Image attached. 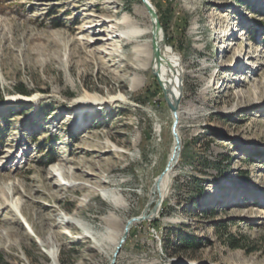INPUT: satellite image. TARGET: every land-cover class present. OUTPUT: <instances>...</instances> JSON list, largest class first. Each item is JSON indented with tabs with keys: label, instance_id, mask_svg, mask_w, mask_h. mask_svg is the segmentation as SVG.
<instances>
[{
	"label": "rangeland",
	"instance_id": "374dc122",
	"mask_svg": "<svg viewBox=\"0 0 264 264\" xmlns=\"http://www.w3.org/2000/svg\"><path fill=\"white\" fill-rule=\"evenodd\" d=\"M149 1L182 63V149L159 217L132 227L115 264H264V0ZM134 5L143 6L0 0V264H53L48 238L58 264L110 263L111 250L57 222L77 213L95 226L110 208L74 183L99 176L123 190L122 224L147 205L173 119L155 75L135 69L131 44L112 50L104 21ZM247 92L255 101L239 102ZM118 94L128 102L73 103ZM189 241L197 248L185 249Z\"/></svg>",
	"mask_w": 264,
	"mask_h": 264
},
{
	"label": "bare ground",
	"instance_id": "6f19581e",
	"mask_svg": "<svg viewBox=\"0 0 264 264\" xmlns=\"http://www.w3.org/2000/svg\"><path fill=\"white\" fill-rule=\"evenodd\" d=\"M153 8L156 11L154 6ZM105 22L111 25V32L108 37H110L109 41L113 42L112 50L115 49V52L118 53L119 50L121 49L120 42H124V44H131L130 53L132 60L134 61V67L136 70H142V71L150 70L152 74L157 73L159 76V81L163 85V88H166V90H168L169 92L171 90V87H173L174 89L176 88V84H177L175 79L176 72H179V75H181L183 79V75H182L183 69L181 67L182 63L180 56L175 54V51L172 49L171 46L164 45L162 43L164 36V35L162 36V32H160L158 35L154 34L152 20L150 16L147 14L144 6L134 5L130 8V10L122 11L119 15L109 18L108 20H105L104 23ZM223 33H225L224 34L225 41L230 43L229 45H231V40L225 38V36L229 37L230 34L228 32H223ZM154 37L156 38V41L160 42L161 44L159 48L160 58L158 61L153 59L152 41L154 40ZM175 65H177L178 68H181L182 73L180 71H177L176 69L177 66ZM237 69H239L240 71L242 70L241 66H238ZM234 74L235 73H233V75ZM242 77L243 75L241 76V78ZM244 79L246 80L245 81L246 83L248 80L247 77ZM139 81L140 79H138L137 76L134 75L130 82V89L131 90L135 89ZM160 88L163 91V88L162 87ZM171 91L172 92L169 95V99L173 101L175 98H177V92L175 90H171ZM237 97L239 102H242L243 100L244 104L251 102V100L255 101L254 98L255 96L251 92H247L246 95H241V96L238 94ZM26 99L27 98L24 97H15L12 100L25 101ZM181 100H182V95L179 98V102H178L179 104L177 108L178 126L176 132L180 139L181 149H182V138L179 130L181 111L183 109L182 107H180ZM127 102H128L127 97L121 94L110 96L108 98H98L96 96H80L73 99L74 105H77L79 107L82 106L88 111H90L94 107H99L100 105L103 104H107V105L111 104V106H113L116 103L123 104ZM189 108L190 110L188 112L194 111L193 107L190 106ZM185 111L187 110L185 109ZM174 147H175V142L173 138V145L168 155L167 162L174 152ZM181 149L178 153L176 160L171 163V170L168 171L164 176L159 186V191L157 193L156 192L151 193V188L159 175L153 178L152 185L151 187H149V191H148L149 198L153 200V202L159 199V205L157 206V213L155 216H153V218H158L160 215L161 208L166 198L165 193L168 188V182L170 180L173 170L175 169L176 165L179 162ZM55 165L56 163H53L51 167ZM105 170L106 169L100 168V171L106 172ZM76 177L85 178L87 182H89L92 179L90 178V175H86L83 173H81L80 175H76ZM70 187L84 191L85 197L90 194L94 195L98 193L100 197L106 203H108L110 208L107 211V213L100 218V223L95 226L89 223L88 221L79 218L77 216V213L64 215L62 218H59L57 222L61 224H68L77 228L81 232L80 235L81 239H87L91 241L94 246V249L97 252L106 253L108 250H111L113 254L116 247L119 245L121 238L123 237V229L126 224V222L123 224L121 223V219L119 218V213L122 212L124 213L129 210L130 196H127V194L124 193L123 190L119 189L118 186L109 185L107 181H103L101 178H99V176H97V181H95L94 183L91 182L90 186L81 185V184L78 185L74 183L70 185ZM145 193H146L145 190H143L142 188L136 194L139 195L142 200H144ZM152 206L153 205L151 204L149 206V209H151ZM139 223L141 222L134 223L132 227ZM131 230L132 228L129 230V232ZM42 243L45 247H49L48 252L49 255L51 256L53 264H58V251L55 248L54 240L48 238L42 240ZM124 244L122 245V247L124 246Z\"/></svg>",
	"mask_w": 264,
	"mask_h": 264
},
{
	"label": "water",
	"instance_id": "95a60500",
	"mask_svg": "<svg viewBox=\"0 0 264 264\" xmlns=\"http://www.w3.org/2000/svg\"><path fill=\"white\" fill-rule=\"evenodd\" d=\"M140 1L143 4L147 14L150 16V18L152 20L154 34L158 35L161 32V26H160V23L158 21V16H157L156 11L154 10V8L151 5L149 0H140ZM162 43H163V41H162ZM160 46H161L160 42L156 41V38L154 37V40L152 41V53H153V59L156 61H158L160 58V52H159ZM175 66H177V65H175ZM176 69H177V71L179 70L178 66ZM154 75L158 79L159 86L163 88V85L159 81L158 74L155 73ZM175 79L177 82L176 88L174 89L173 87H171V90H175L177 92V98H175L173 101L170 100L169 95L172 91L170 90V92H169L168 90H166V88H163L164 100H165L167 108L171 112V115L173 118V123L171 126V134H172V136L174 138V142H175L174 152L171 155V157L169 158L168 162L166 163L164 170L160 173V175L155 180V182L151 188V193H155V192L157 193L159 191V186H160L164 176L166 175V173L168 171L171 170V163L176 160L178 153L181 149L180 139H179L178 134L176 132V129L178 126L177 108H178V104H179L178 103L179 98L182 95V88H183V84H182L183 79H182V76L179 75V72H176V78ZM151 204L153 206L151 207V209H149V206ZM158 205H159V199L153 202V200H151L149 198L148 203L145 206V208L143 209L142 213L139 216L133 217V218L126 221V224H125L124 229H123V237L121 238L119 245L116 247L114 253L112 254L109 264H115L116 258H117L118 254L122 248V245L125 243V241L127 239V234L129 232V230L132 228V225L134 223H137V222H144V221H147L149 219H152L153 216H155L157 213V206Z\"/></svg>",
	"mask_w": 264,
	"mask_h": 264
},
{
	"label": "trees",
	"instance_id": "16d2710c",
	"mask_svg": "<svg viewBox=\"0 0 264 264\" xmlns=\"http://www.w3.org/2000/svg\"><path fill=\"white\" fill-rule=\"evenodd\" d=\"M238 246H239V243H232L231 248H234V249H235V248H237ZM184 248H185V249H196L197 246H196L195 243H192L191 241H189V242H186Z\"/></svg>",
	"mask_w": 264,
	"mask_h": 264
}]
</instances>
